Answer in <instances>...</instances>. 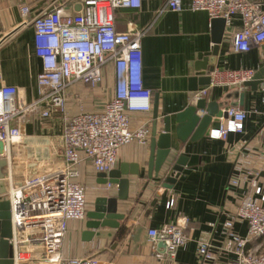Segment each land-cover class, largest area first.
Masks as SVG:
<instances>
[{
	"label": "built area",
	"instance_id": "2783aa9c",
	"mask_svg": "<svg viewBox=\"0 0 264 264\" xmlns=\"http://www.w3.org/2000/svg\"><path fill=\"white\" fill-rule=\"evenodd\" d=\"M141 5L142 0H54L25 21L24 25L34 29L35 53L41 60L37 93L29 98L18 85L0 84V200L10 201L13 264H108L97 255L65 260L62 248L69 222L84 220L88 213L87 187L80 180V165L89 161L97 173H109L118 166L124 145L150 144L151 129L147 124L134 127L132 119V113L153 108L154 94L143 77L142 42L148 28L134 22L126 31L116 27L117 10ZM166 9L206 11L212 20L225 18L227 26L239 16L240 28L229 31L233 50L248 52L264 46L262 1L189 0L186 4L184 0H168ZM21 12L27 16L29 5L23 3ZM108 65L114 68L113 96L102 111L87 110L82 95L71 89L76 84L98 88ZM254 75L253 69L215 68L210 85L195 92L194 100L207 97L215 86L243 87ZM57 112L62 124L60 160L45 162L36 151L32 165L28 155L32 146L25 143L32 136L26 135V125L34 119H50ZM225 113L210 137L227 140L231 133L244 131L248 116L245 109L229 106ZM236 169L229 183L248 190L240 197L235 213L224 222L228 250L236 255L233 264H264V248H248L251 240L264 238V184L259 181L264 171V149L242 156ZM113 188L118 185H103L109 193ZM178 203L179 198L173 197L169 207L177 209ZM236 221L247 223L246 236L235 231ZM191 225V219L183 216L176 222L149 228L148 240L155 256H175L189 241L187 230ZM198 255L204 261L213 259L211 243L198 240Z\"/></svg>",
	"mask_w": 264,
	"mask_h": 264
},
{
	"label": "crops",
	"instance_id": "0c3cea01",
	"mask_svg": "<svg viewBox=\"0 0 264 264\" xmlns=\"http://www.w3.org/2000/svg\"><path fill=\"white\" fill-rule=\"evenodd\" d=\"M53 1L0 0V84L18 85L29 98H34L37 93L36 76L41 69V60L35 53L34 29L24 24ZM167 1L142 0L140 8H121L116 11V27L119 31H126L131 22L148 28L142 42L143 77L145 86L153 91L154 99L156 94L159 95L161 117L174 115L196 102L195 92L189 90V79L194 74L198 54L208 53L213 47L212 19L209 14L190 9L171 11L166 9ZM184 2L188 4L189 0ZM23 3L30 8L27 16L21 12ZM241 24L240 17L236 16L232 26H227L216 69H253L256 72L264 67V46L253 47L248 52L233 50L229 31L239 29ZM113 83L114 68L108 65L105 68V80L98 88L76 84L71 90L82 95L87 110L102 111L113 96ZM104 88L109 90L107 96ZM232 88L215 86L206 98L209 101L220 100ZM239 88L246 94L244 105H239L248 112L244 131L231 133L227 140L207 136L197 142L184 144L180 153L187 155L189 161L173 189L164 188L165 178L150 180L146 175L150 144L143 146L133 142L124 145L119 152L118 165L122 162L141 164V176L131 177L130 199L119 202V211L126 215L122 221L125 233L122 235L117 232L111 240L85 241L82 235L87 217L70 221L62 248L64 259L97 255L108 264H233L236 255L228 250L229 240L224 233V222L228 215L235 213L240 197L248 188L233 187L229 181L237 173L236 167L242 156L264 149V84L256 91L244 85ZM71 104L75 111L73 100ZM153 112L154 100L150 112L132 113L133 126L147 124L152 131ZM59 116L57 112L50 119H34L27 123L26 135L32 137L25 143L32 146L28 149L32 165L36 151H39V157L45 162L60 160L62 124ZM218 126L219 122H216L212 128ZM80 168V180L87 187L88 211H91L96 199L108 192L98 183V173L89 161L83 162ZM261 174L259 181L264 184V171ZM116 193L117 188L110 192ZM173 197L179 198L177 209L169 207ZM154 201H157L155 205ZM183 216H188L192 221L187 230L189 241L175 256L157 258L148 240V229L176 222ZM234 229L242 236L247 235L245 221H236ZM198 240L211 243L213 259L204 261L199 258ZM114 243L116 247H113ZM248 248H264V238L251 240Z\"/></svg>",
	"mask_w": 264,
	"mask_h": 264
},
{
	"label": "water",
	"instance_id": "95a60500",
	"mask_svg": "<svg viewBox=\"0 0 264 264\" xmlns=\"http://www.w3.org/2000/svg\"><path fill=\"white\" fill-rule=\"evenodd\" d=\"M227 21L223 17L212 20L213 47L208 53L198 54L194 64V74L189 79V90L197 92L200 88H207L211 83V73L215 70ZM14 33V31H13ZM11 33V34H13ZM264 84V67L255 72L253 78L244 83L253 91ZM245 92L239 87L229 90L220 100L209 101L206 97L191 103L174 115L160 116L159 95H155L153 126L150 139V153L147 161L146 175L150 180L165 178L164 188L173 189L177 180L188 164L189 157L181 154L180 150L188 142H197L210 136L213 124L220 122L225 116V109L229 106H241L245 102ZM203 111L204 113H200ZM161 123V126L159 125ZM160 126V127H159ZM1 149L3 146L1 145ZM98 183L118 185L116 195L99 196L94 209L88 211L86 229L83 240L113 239L117 232L122 235L125 228L122 221L126 215L119 211V202L130 199L131 177L141 176V164L120 163L109 173H98ZM157 201H154L155 205ZM13 237L10 201L0 200V264L14 263V249L10 242ZM117 245L114 243L113 247ZM164 247L163 243H159Z\"/></svg>",
	"mask_w": 264,
	"mask_h": 264
},
{
	"label": "rangeland",
	"instance_id": "374dc122",
	"mask_svg": "<svg viewBox=\"0 0 264 264\" xmlns=\"http://www.w3.org/2000/svg\"><path fill=\"white\" fill-rule=\"evenodd\" d=\"M110 91H111V87H109L108 88ZM109 90H107L106 88H104V91H105V96H107V92H109ZM113 92V91H112ZM107 98V97H106ZM19 151L21 150V148L19 147V148H17ZM4 189L6 188V185H4V187H3Z\"/></svg>",
	"mask_w": 264,
	"mask_h": 264
},
{
	"label": "bare ground",
	"instance_id": "6f19581e",
	"mask_svg": "<svg viewBox=\"0 0 264 264\" xmlns=\"http://www.w3.org/2000/svg\"><path fill=\"white\" fill-rule=\"evenodd\" d=\"M2 174V173H1ZM1 177H4L3 174L1 175Z\"/></svg>",
	"mask_w": 264,
	"mask_h": 264
}]
</instances>
